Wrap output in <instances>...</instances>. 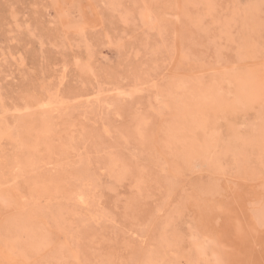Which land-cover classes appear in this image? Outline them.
<instances>
[{
  "label": "rangeland",
  "instance_id": "rangeland-1",
  "mask_svg": "<svg viewBox=\"0 0 264 264\" xmlns=\"http://www.w3.org/2000/svg\"><path fill=\"white\" fill-rule=\"evenodd\" d=\"M0 127V264H264V0H0Z\"/></svg>",
  "mask_w": 264,
  "mask_h": 264
},
{
  "label": "bare ground",
  "instance_id": "bare-ground-1",
  "mask_svg": "<svg viewBox=\"0 0 264 264\" xmlns=\"http://www.w3.org/2000/svg\"><path fill=\"white\" fill-rule=\"evenodd\" d=\"M12 112H13V111H12ZM0 128H1V127H0ZM195 247H196V246H195ZM195 247H194V248H195ZM197 251H198V250H197ZM202 253H203V252H202ZM202 260H203V259H202ZM215 260H216V259H215Z\"/></svg>",
  "mask_w": 264,
  "mask_h": 264
}]
</instances>
